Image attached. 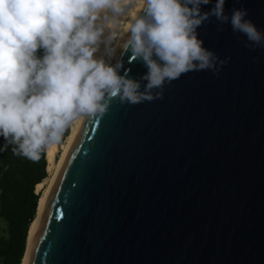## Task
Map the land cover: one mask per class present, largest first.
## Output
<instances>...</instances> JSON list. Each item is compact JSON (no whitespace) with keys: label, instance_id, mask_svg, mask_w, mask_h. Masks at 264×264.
Instances as JSON below:
<instances>
[{"label":"water","instance_id":"1","mask_svg":"<svg viewBox=\"0 0 264 264\" xmlns=\"http://www.w3.org/2000/svg\"><path fill=\"white\" fill-rule=\"evenodd\" d=\"M241 6L264 28V0H226L225 10ZM198 34L229 62L85 118L26 264H264V49L214 16ZM130 57L124 67L139 78L147 68Z\"/></svg>","mask_w":264,"mask_h":264},{"label":"clouds","instance_id":"2","mask_svg":"<svg viewBox=\"0 0 264 264\" xmlns=\"http://www.w3.org/2000/svg\"><path fill=\"white\" fill-rule=\"evenodd\" d=\"M226 0H0V152L38 161L81 119L114 98L138 104L191 71L218 75L230 57L204 45L211 17L230 24L244 47L264 49V28ZM212 4L208 10L203 5ZM147 71L129 75L123 56Z\"/></svg>","mask_w":264,"mask_h":264},{"label":"trees","instance_id":"3","mask_svg":"<svg viewBox=\"0 0 264 264\" xmlns=\"http://www.w3.org/2000/svg\"><path fill=\"white\" fill-rule=\"evenodd\" d=\"M68 133L69 128L64 136ZM12 147L0 152V219L5 227L0 236V264H21L41 196L36 185L48 175L46 151L32 161L13 154Z\"/></svg>","mask_w":264,"mask_h":264},{"label":"bare ground","instance_id":"4","mask_svg":"<svg viewBox=\"0 0 264 264\" xmlns=\"http://www.w3.org/2000/svg\"><path fill=\"white\" fill-rule=\"evenodd\" d=\"M83 120L84 119L77 120L71 125L69 133L66 136V140L64 143L53 144L51 147H49L46 150L47 171L49 173V176L47 175L48 176L47 180L39 182L36 185V191L38 192L40 189H42L43 185L45 183H47V187L44 189L43 194L39 198L36 216H35L32 224L30 226V229H29L28 238H27V245H26L25 253H24L21 264H26V258H27V253H28V249H29L30 239H31L32 231L34 229L38 214L40 212V209L43 205V202H44L49 190L51 189L52 185L54 184L55 180L57 179V177L60 173V170H61L63 163L66 159V156L68 154V151L71 147V144L73 143L74 139L76 138V136L79 132V129L83 123ZM59 148L61 149V152H60L58 159L56 160L55 156H56V153H58Z\"/></svg>","mask_w":264,"mask_h":264},{"label":"rangeland","instance_id":"5","mask_svg":"<svg viewBox=\"0 0 264 264\" xmlns=\"http://www.w3.org/2000/svg\"><path fill=\"white\" fill-rule=\"evenodd\" d=\"M69 130H70V128H69ZM65 140H66V136H63V139H62V142H61V143H64ZM61 143H59V144H61ZM60 152H61V149L59 148L58 153H56V156H55V159H56V160L58 159V157H59V155H60ZM47 174H48V176H49L48 171H47ZM48 176L46 177L45 180H47ZM46 187H47V183H45V184L43 185V188L40 189L38 192L41 191V195H42V194H43V191H44V189H45ZM4 234H5L4 223H3L2 220L0 219V236H2V235H4Z\"/></svg>","mask_w":264,"mask_h":264}]
</instances>
